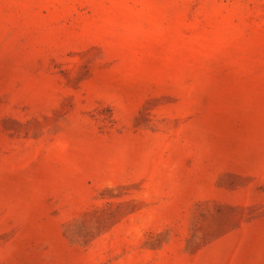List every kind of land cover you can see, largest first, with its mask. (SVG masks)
Returning a JSON list of instances; mask_svg holds the SVG:
<instances>
[{"label":"rangeland","instance_id":"rangeland-1","mask_svg":"<svg viewBox=\"0 0 264 264\" xmlns=\"http://www.w3.org/2000/svg\"><path fill=\"white\" fill-rule=\"evenodd\" d=\"M0 264H264V0H0Z\"/></svg>","mask_w":264,"mask_h":264}]
</instances>
